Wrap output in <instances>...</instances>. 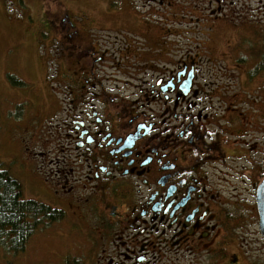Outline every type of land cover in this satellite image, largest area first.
Listing matches in <instances>:
<instances>
[{
    "label": "flooded vegetation",
    "instance_id": "1",
    "mask_svg": "<svg viewBox=\"0 0 264 264\" xmlns=\"http://www.w3.org/2000/svg\"><path fill=\"white\" fill-rule=\"evenodd\" d=\"M47 23L62 61L49 193L91 206L101 263L240 264L244 236L264 244V69L100 41L66 8Z\"/></svg>",
    "mask_w": 264,
    "mask_h": 264
},
{
    "label": "rangeland",
    "instance_id": "2",
    "mask_svg": "<svg viewBox=\"0 0 264 264\" xmlns=\"http://www.w3.org/2000/svg\"><path fill=\"white\" fill-rule=\"evenodd\" d=\"M64 8L77 25L93 21L92 27L105 29L94 33L100 41L127 35L149 51L164 41L169 47L163 51L196 54L202 70L233 69L240 38L254 36L253 31L264 40V0H0V163L20 182L23 198L65 212L62 220L36 229L23 251L1 245L0 264H61L68 258H78L68 264H102L100 250L107 245L89 204H62L49 193L54 169L49 161L58 155L56 120L50 118L57 116L62 61L47 21ZM7 75L24 84L13 85ZM256 82L257 116L264 120V70ZM243 242V248L234 249L238 262L264 264V244L247 236Z\"/></svg>",
    "mask_w": 264,
    "mask_h": 264
},
{
    "label": "trees",
    "instance_id": "3",
    "mask_svg": "<svg viewBox=\"0 0 264 264\" xmlns=\"http://www.w3.org/2000/svg\"><path fill=\"white\" fill-rule=\"evenodd\" d=\"M256 31L252 37H241L239 54H249L250 58L241 56L240 60H252L254 68L264 69V40L259 39ZM253 38V39H252ZM260 62L259 65L257 62ZM251 65V68L253 67ZM13 85H23L13 75H7ZM63 209L36 201L25 199L20 182L14 178L0 163V246L5 245L9 251L17 253L25 249L33 232L41 225L51 224L63 219ZM78 263L77 259H66L61 264Z\"/></svg>",
    "mask_w": 264,
    "mask_h": 264
}]
</instances>
